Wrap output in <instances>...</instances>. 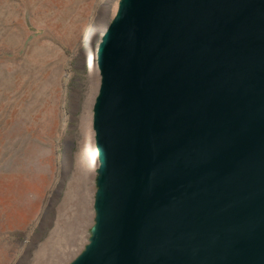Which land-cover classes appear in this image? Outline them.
I'll return each mask as SVG.
<instances>
[{
  "label": "water",
  "instance_id": "1",
  "mask_svg": "<svg viewBox=\"0 0 264 264\" xmlns=\"http://www.w3.org/2000/svg\"><path fill=\"white\" fill-rule=\"evenodd\" d=\"M93 48L95 222L69 264H264V0H119Z\"/></svg>",
  "mask_w": 264,
  "mask_h": 264
},
{
  "label": "rangeland",
  "instance_id": "2",
  "mask_svg": "<svg viewBox=\"0 0 264 264\" xmlns=\"http://www.w3.org/2000/svg\"><path fill=\"white\" fill-rule=\"evenodd\" d=\"M118 3L0 0V264H69L89 242L101 77L85 37Z\"/></svg>",
  "mask_w": 264,
  "mask_h": 264
},
{
  "label": "bare ground",
  "instance_id": "3",
  "mask_svg": "<svg viewBox=\"0 0 264 264\" xmlns=\"http://www.w3.org/2000/svg\"><path fill=\"white\" fill-rule=\"evenodd\" d=\"M95 35H99V37H101L102 35L100 33H98L95 29V26L91 27L88 34L85 37V40H89V38L91 37V39L95 36ZM101 35V36H100Z\"/></svg>",
  "mask_w": 264,
  "mask_h": 264
}]
</instances>
